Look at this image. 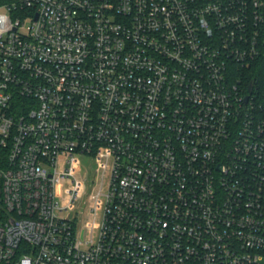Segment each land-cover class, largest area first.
<instances>
[{
    "label": "built area",
    "instance_id": "2783aa9c",
    "mask_svg": "<svg viewBox=\"0 0 264 264\" xmlns=\"http://www.w3.org/2000/svg\"><path fill=\"white\" fill-rule=\"evenodd\" d=\"M262 26L264 0L2 3L0 264H262Z\"/></svg>",
    "mask_w": 264,
    "mask_h": 264
},
{
    "label": "trees",
    "instance_id": "16d2710c",
    "mask_svg": "<svg viewBox=\"0 0 264 264\" xmlns=\"http://www.w3.org/2000/svg\"><path fill=\"white\" fill-rule=\"evenodd\" d=\"M8 0H0V5ZM258 55L250 64L241 69L239 74L242 86L247 89L252 84V94L256 102L264 106V26H262L259 42Z\"/></svg>",
    "mask_w": 264,
    "mask_h": 264
},
{
    "label": "water",
    "instance_id": "95a60500",
    "mask_svg": "<svg viewBox=\"0 0 264 264\" xmlns=\"http://www.w3.org/2000/svg\"><path fill=\"white\" fill-rule=\"evenodd\" d=\"M247 91H248V94L251 93V91H252V84H251V83H249V85H248V87H247ZM247 98H248V95H246L245 100H246Z\"/></svg>",
    "mask_w": 264,
    "mask_h": 264
},
{
    "label": "rangeland",
    "instance_id": "374dc122",
    "mask_svg": "<svg viewBox=\"0 0 264 264\" xmlns=\"http://www.w3.org/2000/svg\"><path fill=\"white\" fill-rule=\"evenodd\" d=\"M81 202H82V199L81 198H79L76 202H75V205L77 206V205H80L81 204ZM262 264H264V262H262Z\"/></svg>",
    "mask_w": 264,
    "mask_h": 264
}]
</instances>
